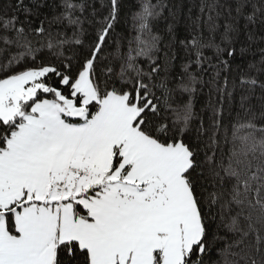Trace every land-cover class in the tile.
<instances>
[{
    "label": "snow or ice",
    "instance_id": "6c2138e0",
    "mask_svg": "<svg viewBox=\"0 0 264 264\" xmlns=\"http://www.w3.org/2000/svg\"><path fill=\"white\" fill-rule=\"evenodd\" d=\"M108 3L88 45L83 0H60L47 22L39 19L46 0H12L5 6L11 14L0 11V53H9L0 64V264H264V127L232 125L225 164L216 157L219 119L201 147L206 129L201 122L196 142L186 138L195 113L191 100L178 99L197 91L193 64L213 67L205 49L227 67L235 36L264 26V0L206 5L209 36L201 30L180 41L195 59L175 77L161 75L171 62L161 65L156 55L153 27L163 5L139 0L136 35L126 52L117 44L108 53L120 11L119 0ZM53 24L70 28L73 39L53 32ZM34 40L58 58L69 43L83 50L57 65L38 59ZM226 181L221 207L238 209L226 225L231 238L212 231L211 207L224 192L207 187L223 189Z\"/></svg>",
    "mask_w": 264,
    "mask_h": 264
},
{
    "label": "trees",
    "instance_id": "16d2710c",
    "mask_svg": "<svg viewBox=\"0 0 264 264\" xmlns=\"http://www.w3.org/2000/svg\"><path fill=\"white\" fill-rule=\"evenodd\" d=\"M44 2L45 0H41V3ZM83 2L86 5V12L84 13L86 17L84 24L86 32L81 38L84 40L85 45H88L95 39L96 30L99 27L95 23V20L107 16L110 5L108 0H83ZM212 2L213 0H153V3H161L163 5L161 16L154 22L153 27L154 33L160 37L158 44L159 51L156 55L159 57L161 65H166L170 61L172 69L169 73L162 72V76L169 75L170 77H175L177 73L182 71L181 66L183 64L195 59L194 56L188 54L190 50H186L180 41L191 39L192 35L197 34L201 30L205 38L209 36L207 25L204 21L207 20L208 15L206 5ZM10 3H12V0H0V11H8L11 14L10 9L5 7ZM26 3H30V0H26ZM46 3L48 6L40 9L42 15L39 17V19H43L45 22L52 20L54 15L58 13L59 9L57 5L60 3V0H46ZM119 3L120 11L118 19L114 25V29L110 32L111 39L106 41V51L108 53L114 52L117 44L120 45L122 52H126L128 41L136 35L132 27V15L138 10L139 0H119ZM202 6H205L203 13L201 12ZM93 12L96 13L95 19L92 16ZM18 15H20L22 20L25 18L23 13H19ZM88 21H92V23ZM223 22L222 17L219 23L222 25ZM36 23L38 21L34 18L33 26ZM243 23L241 21V24ZM169 25L174 27L172 33L168 31ZM51 30L53 32H61L69 41L73 39V33L70 28L53 24ZM220 31L222 29L216 33L215 38L217 43H220ZM248 31L252 32V40L248 39ZM248 31L242 29L235 36L233 43L236 55L234 57H225L229 60L227 67L220 64L215 58L214 50L205 49V55L212 57L211 63L213 67H209L208 62H205L203 65L205 70L202 71L193 64L190 71L199 81L195 84L197 91L192 93L191 96L188 94L178 96V99L184 102L191 100L193 112L195 113L192 129L186 134V138L196 142L195 131L200 127L201 122L204 129H206V132L199 137L201 147L207 141L208 135L211 134L213 119H219L221 128L218 133L219 143L216 149V157L218 160L223 159L225 164L232 148V125L237 122L254 120L258 127H264V115H262L264 113V88L261 87V85H264V26L257 24L251 26ZM34 44L41 49L36 54L38 59L57 65H59L60 59H63V57L78 56L83 50L82 46L69 43L63 47V57L58 58L55 50L50 51L43 46V41L36 44L34 40ZM0 47H3V45L0 44ZM241 48L245 49L242 54ZM13 51L15 50L13 49ZM8 55L9 53L7 52L0 53V64L7 62L6 57ZM108 59L111 60L112 56H109ZM140 63L146 67L143 58H141ZM114 66L118 68L119 62L114 61ZM16 67H22V65ZM217 72L219 73L218 76L216 75ZM5 74L3 71H0V77ZM252 79L257 81L255 86L249 83H241L242 80L249 81ZM242 97L246 98L243 101V107ZM214 113H218V116H215ZM225 131L228 132L227 143L224 139ZM230 186V183L227 181L223 189L219 185L215 189H213L211 184L207 186L209 191L224 192L220 204L211 207V214L215 217L212 231L222 237L227 236L229 238L232 237V234L228 233L226 225L230 223V217L235 215L238 209L232 206L231 210H229L227 206L221 207V205L225 204L228 199L226 189L230 188ZM222 243L218 242L217 247ZM213 259H219V253L215 250Z\"/></svg>",
    "mask_w": 264,
    "mask_h": 264
}]
</instances>
